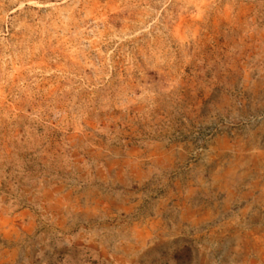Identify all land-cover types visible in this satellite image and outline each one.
I'll list each match as a JSON object with an SVG mask.
<instances>
[{"label":"rangeland","instance_id":"rangeland-1","mask_svg":"<svg viewBox=\"0 0 264 264\" xmlns=\"http://www.w3.org/2000/svg\"><path fill=\"white\" fill-rule=\"evenodd\" d=\"M0 264H264V0H0Z\"/></svg>","mask_w":264,"mask_h":264}]
</instances>
